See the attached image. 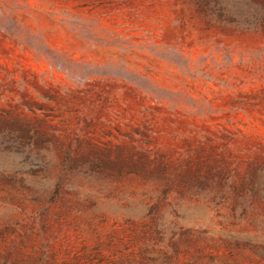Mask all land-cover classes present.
Wrapping results in <instances>:
<instances>
[{
	"label": "rangeland",
	"instance_id": "obj_1",
	"mask_svg": "<svg viewBox=\"0 0 264 264\" xmlns=\"http://www.w3.org/2000/svg\"><path fill=\"white\" fill-rule=\"evenodd\" d=\"M0 264H264V0H0Z\"/></svg>",
	"mask_w": 264,
	"mask_h": 264
}]
</instances>
